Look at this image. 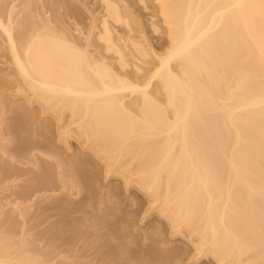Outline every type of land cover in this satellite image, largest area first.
Here are the masks:
<instances>
[{
    "label": "bare ground",
    "instance_id": "1",
    "mask_svg": "<svg viewBox=\"0 0 264 264\" xmlns=\"http://www.w3.org/2000/svg\"><path fill=\"white\" fill-rule=\"evenodd\" d=\"M103 3L106 15L100 39L105 41L106 51L119 53L115 51L124 66L123 56L128 51L113 45L110 21L131 28L130 15L128 18L123 15L125 6L120 8L118 1ZM156 3L166 25L168 50L165 55L156 56L159 64L150 76V80H156L155 94L147 91L148 84L132 85L115 77L103 62L104 65L95 64L89 55L72 44L67 45L60 34H54L50 25L46 26L51 30L45 26L47 31L33 37L36 25L31 12L26 16L31 21L26 18L24 23L33 25L21 24L32 31L22 25L14 35L17 40L7 26L2 24L5 26L2 28L0 24L13 47L11 52L23 41L22 47L11 55L26 104L23 107L13 104L14 108L9 104L11 100H4L15 114L6 123L7 126L9 123L6 130L14 131L10 141L15 134L12 139L16 147L11 141L9 148L20 145L23 152L30 148L31 141L37 143V139H29L33 115L28 107L33 101L58 120L69 114L78 130V141L106 164L108 173L121 177L127 184L135 183L153 197L156 210L171 225L173 234L186 233L195 239L200 253L212 256L218 264H264V74L260 77L257 73L258 67L264 66V0H156ZM128 9L129 6L124 10L130 13ZM224 40L228 44L229 64L240 67L237 69H242L243 77L232 80L225 74V52L221 51ZM248 42L255 54L245 53L244 44ZM132 47L129 53L135 51ZM229 91L231 97L229 93L225 103ZM232 94L243 96L242 99L235 96L242 105ZM132 95L135 100H128ZM42 128L46 130L44 125ZM65 136L66 133H60L61 141ZM7 145L1 147L4 154L15 151H7ZM65 164L61 173L65 178L71 176L70 179L67 176L70 186L79 185V181L89 176L86 166ZM58 207L65 210L67 206ZM2 223L0 231L4 228ZM10 226L3 230L10 235L0 233V264H44L27 237H14V227ZM73 228L69 235L77 240L78 232ZM57 229L53 228L60 239L53 231L50 235L56 239L52 241L54 245L57 240L61 245H70V239L67 243L61 240L64 230L60 228L63 234H57ZM162 235L161 229L153 228L149 237ZM157 241L163 244L161 239ZM69 249L67 255L73 251ZM109 251L116 260L127 257L124 245ZM158 262L170 263L167 256Z\"/></svg>",
    "mask_w": 264,
    "mask_h": 264
},
{
    "label": "rangeland",
    "instance_id": "2",
    "mask_svg": "<svg viewBox=\"0 0 264 264\" xmlns=\"http://www.w3.org/2000/svg\"><path fill=\"white\" fill-rule=\"evenodd\" d=\"M103 1L0 0V24L1 27L3 25L7 26L4 27L12 32L10 34L14 39L18 28H21L22 25L25 26V23L26 25L30 23L26 21L24 23V20L31 12L32 22L35 23L34 26L36 25L33 37L40 32H44L46 25H50L51 29L54 30L53 33L60 34L65 39L64 41L68 43L67 45L72 44L74 48L76 46L79 51H83L85 55H89L88 57H91V59L93 58L92 60L95 61H91L95 64H98V62L100 64L104 63L107 68L109 67V71L113 72V75L115 74V77L125 79V81L127 80L128 83L135 86L148 84L147 91L150 94L157 93L156 80H150V76L159 64L156 56H163L168 50V38L165 33L166 25L156 0H113L114 2L118 1L120 8L129 6L131 9H128L130 13L124 10L125 7L122 9L123 15H127V18L130 15L128 23L131 28L110 21L113 45H115V48L119 46V48H123V51L124 49L128 51L127 55L123 56L126 61V63L124 61V66L119 62V53L116 50L106 51L105 41L100 39L103 33L102 24L106 15ZM29 19L27 18V21ZM21 22L24 24H21ZM32 22L29 25H33ZM27 27L26 30L30 29L32 31L31 28L27 29ZM47 28L51 30L49 27ZM19 32L23 33L21 29ZM26 32L28 33V31ZM14 40L13 44L16 42ZM21 40L18 39L19 42ZM22 42L18 46L14 44L17 47L16 49L14 46V51H17L20 46L22 47ZM133 42L136 46L132 44ZM223 42L221 43V45L223 44L221 46L223 50L221 51L225 52L223 55V59L225 58L226 61V63L224 61L226 64L225 70H227L225 74L227 73V76L231 77L232 80L233 77H243L242 69L238 70L240 67H236L235 64L232 66L231 62L229 64L228 44L225 40ZM248 43L244 44L246 46L245 53L250 54L252 52L251 54H253L254 48L250 49L251 44ZM130 46L134 47V49L132 47L135 50L133 53L132 50L129 53ZM10 47L9 39H7L3 29L0 28V94L3 93L0 95V101L2 100L0 102V117L4 121L2 123L1 120L0 149L4 144L7 145L11 141L14 146L16 145L13 141L14 133L11 136V141L9 140L11 133L14 131L11 133V130L7 131L9 123L8 126L6 123L14 119V117L12 118V116H15L12 107H16L13 104L18 107L25 103V96L20 94L22 82L12 63L13 54L11 55V53L14 51L11 52ZM20 50L21 53L22 49ZM262 66L258 67L257 72L260 77L264 74V66ZM231 83H229V86L235 85H231ZM232 91H229L226 97L229 96V93V97H231ZM236 94L239 93L236 92ZM233 96L237 95L232 94ZM6 97H10V99ZM134 97L135 95H132L127 98L133 101ZM238 99L237 102L242 105ZM4 100H11L12 104L10 102L9 104L12 107L6 105ZM227 100L229 98L224 102L226 103ZM226 105H230V103ZM28 108L33 115L29 123L33 132H31L29 139H37V143L33 144L35 140H30V148L28 149L26 148L28 146H26L25 148L28 150L25 152L26 149H24V153L20 145V147L17 145L18 147L15 149L12 148L15 150L14 153L9 148L8 143L6 146L8 148L5 149H8L9 152L11 149L14 156L11 152V154H4V149H1L2 152L0 151V221L4 225L1 231L12 225L10 229L14 227L12 229L14 235L12 233L11 236L17 238L26 236V239L30 241V247L35 249L36 254H40L41 259L50 264L67 263L65 260L70 261L68 262L70 264L73 261H76V263H80V261L82 263L83 261L84 264H158V259L166 256L168 262L170 261L169 264H218L212 256H206L197 250L195 239H190L186 233L180 235L172 233L171 225L156 210L157 203H154L153 197L142 191L135 183L127 184L121 177L108 173L106 164L96 158L88 147L83 146L78 141L76 136L78 130L72 124L74 122L73 118L70 117L71 115L66 114L63 118L61 117V120H58L53 114L45 113L36 101H33ZM43 125L46 128L45 131H43V128L41 130ZM61 132L67 135L63 138L65 140L62 141L60 139ZM11 155L14 162L11 161ZM65 162L68 166L69 163L77 164L80 167L86 166V170H89V176L82 180L83 182L79 181V185L76 184L77 186L73 187L74 184L72 183V186H70L68 180L71 176L67 175L69 178L67 180V176L65 178L61 173L62 167L65 168ZM62 163H64L63 166ZM59 204H65L66 209L61 210L64 208L62 206H60V208L62 207L60 210L57 209ZM68 205L71 206V209L68 208ZM72 227H76L75 229L79 234H77V240L76 237L74 240L71 237L72 235H69L72 232ZM53 228H59L57 229L58 232L60 228L64 230V238L62 237L61 240L64 239L67 243L72 238L74 241H69L70 245H61L57 240L54 245L52 241L56 239L51 237V231L54 233ZM74 228L73 230H75ZM153 228L161 229L163 235L160 238L149 237L153 233ZM58 232L56 233L60 234L62 230ZM8 234L5 233V235ZM54 235L55 237L59 236L55 233ZM50 237L53 239L51 240L53 246ZM157 239H161L163 244H160ZM27 240L25 241L27 242ZM19 241L21 242V239ZM27 245L29 246V243ZM123 245L127 251L125 259L117 258L116 260L114 254L117 251L111 253L114 257L108 253L111 251H109V248L119 249ZM69 246L73 249H69ZM68 249L73 250V253L70 251L72 254L67 255ZM65 252L67 253L65 254ZM41 261L40 263L43 262Z\"/></svg>",
    "mask_w": 264,
    "mask_h": 264
}]
</instances>
